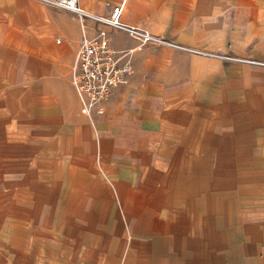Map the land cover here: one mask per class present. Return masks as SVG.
Here are the masks:
<instances>
[{"label": "crops", "instance_id": "obj_1", "mask_svg": "<svg viewBox=\"0 0 264 264\" xmlns=\"http://www.w3.org/2000/svg\"><path fill=\"white\" fill-rule=\"evenodd\" d=\"M116 4L176 45L135 51L90 117L72 81L84 33L137 40L0 0V264H264V65L200 52L264 60V0H79Z\"/></svg>", "mask_w": 264, "mask_h": 264}, {"label": "built area", "instance_id": "obj_2", "mask_svg": "<svg viewBox=\"0 0 264 264\" xmlns=\"http://www.w3.org/2000/svg\"><path fill=\"white\" fill-rule=\"evenodd\" d=\"M44 3L65 8L78 15L85 26V19H91L101 25L123 30L137 40L133 47L117 49L111 43L104 27L89 36L84 33L80 47L72 65V81L79 95L81 110L90 117L105 113L104 101L114 89L123 84L133 71V54L148 43L176 45L146 28L125 23L121 20L122 5H114L110 15H99L86 11L79 0H40ZM180 46V45H178ZM191 50H195L189 47ZM225 60L249 62L264 65L263 60L243 57L232 53H214L200 51Z\"/></svg>", "mask_w": 264, "mask_h": 264}, {"label": "rangeland", "instance_id": "obj_3", "mask_svg": "<svg viewBox=\"0 0 264 264\" xmlns=\"http://www.w3.org/2000/svg\"><path fill=\"white\" fill-rule=\"evenodd\" d=\"M60 40V39H58ZM260 60V59H259ZM228 61H231V60H228ZM264 61V60H263ZM234 62H240V61H234ZM245 63H249V62H245ZM252 64H255V63H252ZM258 65H262V64H258Z\"/></svg>", "mask_w": 264, "mask_h": 264}]
</instances>
